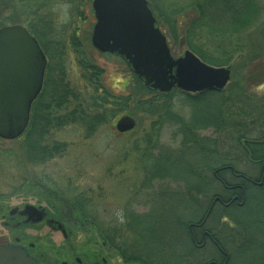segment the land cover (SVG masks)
<instances>
[{
  "label": "rangeland",
  "instance_id": "rangeland-1",
  "mask_svg": "<svg viewBox=\"0 0 264 264\" xmlns=\"http://www.w3.org/2000/svg\"><path fill=\"white\" fill-rule=\"evenodd\" d=\"M148 1L153 17L170 46L172 57L178 58L185 51H189L200 59L198 53L187 47L183 34V26L189 22L188 20L197 16L195 7L190 6L195 0ZM82 3L78 11L80 20H76L78 16L76 9L65 3L51 6L50 10L48 7L40 9L42 14L54 17H51L54 23L52 24L54 41L60 40L59 44L54 42L53 46H50L49 31H52L50 30L52 25L47 22L49 18L39 21L44 26V29H38L43 36L42 44L48 45L47 50L51 56V60L47 58L46 68H48H45V72L48 71L51 78L60 77L62 72L65 82L70 87L76 88V84L81 81L80 63L84 61L100 69V81L116 97L126 95L129 89L139 92L140 89L133 74L122 60L109 54L99 53L91 46V31L95 23L91 0H85ZM250 3V8H254L257 13L250 26H246L249 15H246L244 10L240 21L245 20V25L240 27L237 24L223 22L230 21V13L220 14L213 9L212 13L215 14H210V26L197 28V32L195 31L194 36L191 37L193 38L191 43L207 62L213 61L222 65H210L204 61L205 64L229 68L230 79L221 93L223 97H229L236 88L244 89L247 94L256 95L261 103L255 107L252 113L254 117L258 114L264 115V108L261 107L264 105V0H250ZM37 5V2L31 3L30 6L26 2L19 3L18 13L22 15L34 13ZM72 37H75L73 44ZM195 38L198 40H194ZM75 42L77 43L74 45ZM61 68L63 69L60 70ZM76 105L73 103L65 109L61 108L57 115H62ZM170 106L171 113L161 114L163 123L158 122V115L142 113L130 118L129 115H121L117 110L113 118H109L106 124L93 131L87 130L84 126L79 128L73 125L52 130L44 137V144L51 146L59 143L64 145L63 150L51 161L38 167L24 163L22 151L17 148V143L2 141L0 145L3 150L0 153L2 155L0 156V245L23 247L31 243L42 250L58 248L60 254L55 257V263H59L64 258L63 254L68 249H74L78 255L90 257L93 254L90 252V246L98 244L99 247L100 241H104L101 230L114 228V225L117 227L125 225V219L129 216L149 215L150 217L152 215L154 222L146 226L147 232L143 231L145 252L160 256L158 261L160 264H185L180 260L181 256L191 252V247L188 244V228L184 224L195 219L199 215V210L186 197H177L185 191L182 183L154 181L151 184L148 181L152 173L149 160L156 155H183L181 159L192 167L203 162L199 156L202 153L200 154L197 147L182 149L183 140L179 134L181 129L180 124L176 123L177 119L185 124H193L194 127L206 125L196 130L198 137L204 141L220 139L225 149L227 148L226 150L221 148L224 155L245 154L242 151L241 153L228 137H217L211 126L219 111L213 96L192 103L177 92L173 94ZM126 117L131 120V128L125 133L117 132L116 123ZM262 134L264 135V121L261 120L250 128L248 139L259 140ZM10 151L12 154H9ZM8 154L17 155L20 160L19 168L10 158L4 159L3 155ZM186 155L188 156L185 157ZM192 167L182 168V171L178 168L174 176L182 181L193 182L194 168ZM235 167L238 172L246 176L257 178L259 175V168L251 163L241 161ZM146 168L149 172H146ZM35 179L50 181L48 186L51 182L57 183L62 188L69 184L70 189L77 188L78 191L86 193L89 205L81 212L78 207L59 202L51 197L47 187L38 184ZM204 188L214 191L219 189V186L215 184V187ZM161 189H164L165 193L168 192L163 201L154 198ZM213 191L210 194L214 193ZM69 194V196L73 195L74 191ZM250 195L263 196L264 190L260 191L257 187L251 186ZM46 196L51 198L50 202L55 208L43 207L47 208L50 215L56 214L62 218L72 233V237L67 242L62 241L59 235L50 233L42 224L20 226L17 229L12 226H2L1 222L7 221L8 211L13 208H22L24 205L37 207L34 204L40 202L42 205ZM199 202L204 205L207 203ZM3 215L4 217H1ZM128 239L132 244L136 237L134 239L130 236ZM125 241L128 242L121 238L115 239L114 244L119 247L125 244ZM226 245L230 250L232 249L235 258L233 262L245 264L248 257L247 250L233 249L229 243ZM113 262L121 264L118 258H114Z\"/></svg>",
  "mask_w": 264,
  "mask_h": 264
},
{
  "label": "trees",
  "instance_id": "trees-1",
  "mask_svg": "<svg viewBox=\"0 0 264 264\" xmlns=\"http://www.w3.org/2000/svg\"><path fill=\"white\" fill-rule=\"evenodd\" d=\"M83 1L85 0H0V29L7 25H23L37 40L46 59L51 60L47 50L48 45L42 44L41 39L43 36L38 29H44L42 22L39 21H42L43 18H49L47 22L52 25L54 24L52 18L54 17L42 14L40 9L48 7V10H50L51 6L55 7L58 4L65 3L75 8L76 15H78ZM24 2L28 6L37 2L38 7L35 8L34 13L22 15L18 13V4ZM147 3L149 7L148 0ZM190 6L195 7L197 16L188 20L189 22L183 26V34L187 41V47L198 53L203 62H207V60L192 45L191 40L193 38L191 39V37L197 32V28L210 26V14H215L212 13L213 9L220 12V14L230 13V21L223 22L237 24L240 27L245 25V20L240 21L243 10L246 15H249L246 20L247 27L252 24L254 17L257 16L255 9L250 8V0H195ZM150 11L152 12L151 9ZM80 17L78 15L76 20H80ZM82 18L84 19V17ZM155 25L159 26L157 21ZM52 26L50 28L52 31H49L50 42L48 44L50 46H53L54 42L58 43L60 41H54V26L53 28ZM170 26L174 30L171 24ZM74 39L75 37L71 38L72 44ZM194 40L198 39L195 38ZM74 45L73 47L76 49ZM168 47L171 50L169 45ZM56 52L55 54H57ZM207 63L215 66L219 64L213 61ZM80 70L81 81L76 84V88L70 87L65 82L62 72L60 73L61 76L56 78H51L48 75L49 72H45L41 92L30 109L28 126L20 137L12 141L18 144V149H21L24 163L38 167L51 161L54 156L63 150L64 145L59 143H54L51 146L44 144V137L52 130L64 129L69 125H73L79 128L84 126L87 130L93 131L106 124L109 118H113L117 110L121 115H129L130 118L142 113L153 116L158 115V122L160 123L162 122L161 114L171 113L170 105L174 93L179 92L192 103L213 96L216 99L219 111L211 126L218 135L217 137H228L234 142L235 147L240 152H244L245 155H224L221 148L225 149V146L220 142V139L204 141V139L198 137L196 130L206 125L194 127L193 124H185L182 120L177 119L176 123L180 124L181 129L179 134L183 140L182 149L197 147L200 154L202 153L199 156L203 162L200 161L201 163L192 167V165H187L181 159L183 155H156L149 160L152 173H150L148 181L151 184L154 181L182 183L185 191L178 194L177 197H186L199 210V215L195 219L184 224L188 228V244L191 247V252L184 253L181 256L180 260L184 261L185 264H236L233 262L235 258L232 249L230 250L227 247V243L232 245L233 249L245 248L247 250L248 253L245 252L248 257L245 264H264V195L260 197L250 195L251 186L257 187L260 191L264 190V135L262 134L263 136L259 140L248 139L250 128L261 120L264 121V115L258 114V116L253 117L252 114L255 107L261 103L256 95L247 94L244 89L240 88H236L233 94L231 92L229 97L221 95L225 88L218 92L203 91L195 94H187L178 90L159 93L146 89L136 77H133L140 91L129 89L126 95L116 97L102 84L100 69L94 64L81 61ZM73 103L77 104L76 107L64 112L62 115H57L61 108L64 107L65 109L66 106ZM261 107L264 108V105ZM120 108L122 109L120 110ZM231 133L232 135H230ZM2 141L4 140L0 139V145ZM2 151L0 146V153ZM9 154H12V152L10 151ZM9 154L3 155L5 156L4 159L10 158L14 165L19 168L20 160L17 155ZM241 161L251 163L259 168L258 177L252 178L238 172L235 166ZM189 167L194 168L193 182L182 181L174 176L178 168L182 171V168L187 169ZM146 172H149L148 168H146ZM35 182L47 187L52 198L78 207L81 212L89 205L86 193L78 191L77 188L70 189L69 184L62 188L55 182H51L48 186L47 184L50 182L48 180L35 179ZM215 184L219 186V189L213 191L204 188L215 187ZM71 191H74V194L69 196ZM212 191L214 193L210 194ZM167 194L168 192L165 193L164 189H161L155 194L154 198L163 201ZM231 196H238L240 198H238L239 203L231 201ZM215 199H218V201H214ZM41 200L43 201V199ZM50 200L51 198L46 196L41 206L54 209L55 207ZM199 201L207 203L204 205ZM37 203L40 204V202ZM226 204L228 205L225 206ZM151 216H129L125 219V225H119V227L114 225V228L101 230L106 245L110 248L114 247V251L125 264H160L158 262L160 256L147 253L144 250L143 231L147 232L146 226L154 222ZM190 225H200L201 229L208 233L210 239H206L202 244L200 232H197L194 228L191 232ZM191 233H193V236ZM130 236L134 239L136 237L132 244L128 239ZM120 238L128 240V242L125 241V244L117 247L114 240Z\"/></svg>",
  "mask_w": 264,
  "mask_h": 264
},
{
  "label": "water",
  "instance_id": "water-1",
  "mask_svg": "<svg viewBox=\"0 0 264 264\" xmlns=\"http://www.w3.org/2000/svg\"><path fill=\"white\" fill-rule=\"evenodd\" d=\"M91 7L93 48L120 58L148 90L193 94L221 91L229 82V68L209 66L189 51L173 58L146 0H92ZM45 65L39 45L23 26L0 29V139L15 140L24 132L31 104L42 87ZM131 125L129 118H122L115 128L123 133ZM21 215L26 216L24 223L34 224L44 219L45 211L26 205ZM45 223L65 235L60 222L46 219ZM0 264L37 262L24 247L0 245Z\"/></svg>",
  "mask_w": 264,
  "mask_h": 264
},
{
  "label": "flooded vegetation",
  "instance_id": "flooded-vegetation-1",
  "mask_svg": "<svg viewBox=\"0 0 264 264\" xmlns=\"http://www.w3.org/2000/svg\"><path fill=\"white\" fill-rule=\"evenodd\" d=\"M236 197L239 198L238 196H231L232 198L231 201L239 203L240 200L237 201L238 199L236 200ZM34 205H37V207L33 205L30 206L36 209H39L41 207L44 208L39 203ZM25 206L26 205H24L22 208H13L10 211H8L7 221L1 222L2 226L3 227L12 226L13 228L17 229L20 226H35L37 224H42L46 229H48V231H50V233L59 235L61 240L64 242H67L72 237V233L71 231H69L63 219L60 218L58 215L55 216L50 215L49 214L50 212L47 210V208H44L45 216L41 222H37L34 224H31L30 222L24 223V221L26 220V216L21 215V212L23 211ZM30 213L32 214V211H30ZM1 217H4V215ZM46 219H53L57 222H60L63 226L65 235H63L61 231H53L50 228H48L45 223ZM189 228L191 232H193L192 230L193 228L194 230L196 229L197 232H200L202 244L206 241V239H210L208 233L203 231L200 225H190ZM191 234L193 236V233ZM100 243L101 246L99 247L97 246L98 244L97 245L93 244L92 246H90V252L93 253L92 256L90 257L78 255L74 249H68L64 252L65 253L63 254L64 258L59 263L54 262L55 257L60 254L59 253L60 249L58 248H51V249L47 248L45 250L44 249L42 250L36 248L35 247L36 245L31 243L23 247L26 249V251H28L27 253L29 254V256H31L33 259L36 260L37 264H114L113 262L114 258H118L121 261V264H125L122 258L116 254L114 249L108 247L104 241H100ZM129 264H135V263H129Z\"/></svg>",
  "mask_w": 264,
  "mask_h": 264
}]
</instances>
